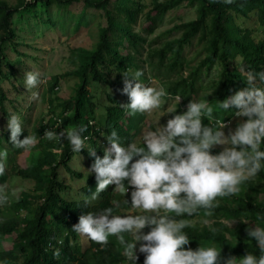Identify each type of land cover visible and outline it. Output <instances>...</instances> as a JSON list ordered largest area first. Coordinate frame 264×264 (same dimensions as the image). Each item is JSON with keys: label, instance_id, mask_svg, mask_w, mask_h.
Instances as JSON below:
<instances>
[{"label": "clouds", "instance_id": "clouds-1", "mask_svg": "<svg viewBox=\"0 0 264 264\" xmlns=\"http://www.w3.org/2000/svg\"><path fill=\"white\" fill-rule=\"evenodd\" d=\"M234 2L223 0L228 5ZM240 71L248 86L220 101L218 107L225 112L234 107L237 117L247 119L234 130L229 128L227 135L223 129L229 127L232 117L227 121L212 118L214 110L207 100H192L185 105L178 94L163 86H151L154 78L143 76L142 70L123 74L121 93L115 85V92L104 90V99L99 98L106 106L115 107L110 105V94L122 108L109 120V129L91 120L85 135L87 125L60 132L45 130L37 137L28 131L29 135L20 139L21 117H8L9 139L14 148L31 153L45 140L62 143L66 138L71 146L67 166L70 168L80 154L89 167L84 173L81 169L71 168L75 174L69 171L73 178L86 180L78 199L66 196L68 202L77 205H67L49 218L52 237L41 247L49 263L86 264L96 254L99 264H220L221 248L185 247L190 237L184 229L192 227L189 221L195 218L182 217L201 211L211 217L219 199L239 194L241 186L264 167V72L247 70L243 65ZM24 76L28 90L44 83L39 72L28 71ZM168 95L178 97L176 109L168 111L164 125L143 134L145 123H149L146 115L161 109ZM38 99L39 92L32 91L29 100ZM202 117H209V122L217 125L205 126ZM93 125L97 135H91ZM141 136V141L136 142ZM217 145L224 146L223 150L213 154ZM12 153L0 150V176L7 175L6 163ZM57 155L62 156L63 151ZM60 167L65 169L64 165ZM63 185L64 191L69 189L65 181ZM8 202L6 186L0 185V205ZM257 219L264 217L258 214ZM232 223L234 220L230 227ZM210 231L215 233L217 229L210 227ZM247 235L256 241L261 255L230 257L224 264H264V227L248 228ZM80 237H85L87 244L80 242ZM3 242L9 243L7 247ZM12 246L13 240L0 241V251L8 255ZM104 247L106 252L102 251Z\"/></svg>", "mask_w": 264, "mask_h": 264}, {"label": "trees", "instance_id": "trees-1", "mask_svg": "<svg viewBox=\"0 0 264 264\" xmlns=\"http://www.w3.org/2000/svg\"><path fill=\"white\" fill-rule=\"evenodd\" d=\"M78 3L82 4V9L74 15L73 32L77 33L81 27H87L90 23L92 14H88V9L100 11L104 21L97 22L98 40L92 47L71 49L74 68L64 74L54 75L46 85L45 95L50 116L47 119L42 117L38 125L33 126V135L36 137L45 130L60 132L69 127L87 125V131L83 133L85 135L89 133L91 120L104 123L105 129H109V120L116 117L122 108L110 94V105L115 107L106 106L103 100L92 94L90 82L110 85L108 78L112 72L119 76L125 73L131 75L130 68H138L134 63V54L140 53L145 46L153 45L147 42L146 37L163 23L169 10L181 4L194 6L195 18L163 31L160 34L164 38L161 45L148 54L156 75L169 82L166 91L178 94L183 103L188 105L192 100L198 101V92L212 89L208 99L214 110L212 118L227 121L235 115L237 109L231 107L225 112L218 105L220 101L248 86L240 71L241 66L247 70L264 72V0H235L231 5L223 3V0H151L148 4H145V0H113L111 9L109 0H16L15 4L0 0V75L5 78L14 75V64L18 63V58L9 60L6 56V47L14 49L17 38L15 14L22 15L23 11L36 14L38 7L48 8L53 4L65 9ZM142 17L145 22L141 34L134 27ZM251 17H254V27L250 21H245ZM49 22L52 23L51 20ZM174 33L178 35L174 36ZM194 40L202 45L198 56L203 54L204 58L196 66H190L184 58V50ZM237 57L240 60L236 62ZM4 64L12 71L4 72ZM213 66L218 68L217 78L212 83L203 84L204 75L207 76ZM185 69H188L186 75L183 74ZM65 76L75 78L77 85L72 96L62 99L58 96L57 87L59 78ZM117 86L121 93L123 85L118 83ZM5 99V94L0 90V108L8 120L11 114L5 110ZM203 99L207 97L203 96ZM19 116L24 120L23 115ZM202 123L212 127L217 125L210 123L209 117H202ZM22 129L20 139L29 135L25 127L22 126ZM97 132L93 125L91 135H97ZM9 137L7 126L3 131L0 129V150L9 149L11 153L20 154L23 150L14 148ZM61 142L43 141V144L31 150L26 167L14 163L9 177L0 176V185L13 176L32 183L30 189L18 192L17 198L10 197L7 204L0 205V241L13 240L9 255L0 251V264H51L41 248L52 237L48 229L49 218L67 205H77L66 199V186L58 176V169L62 165L73 174L76 173L65 162L71 146L66 138ZM61 150L63 155L58 156ZM261 150H264V139ZM220 151L218 148L212 149L213 154ZM11 161L12 156L9 163ZM256 178L262 186L257 196L251 197L241 191L237 195L219 199V206L211 217L204 216L203 211L192 217H182L205 220L200 227L192 225L184 229L190 237L189 245L185 247L192 250L199 246L221 248L220 264H224L230 257L240 259L247 253L259 257L260 250L256 241L247 235V229L264 227V219H257L258 214L264 217V167ZM210 227L217 231L213 233ZM102 251L106 252V247ZM117 256H120L119 252ZM86 264H99L96 254Z\"/></svg>", "mask_w": 264, "mask_h": 264}, {"label": "rangeland", "instance_id": "rangeland-1", "mask_svg": "<svg viewBox=\"0 0 264 264\" xmlns=\"http://www.w3.org/2000/svg\"><path fill=\"white\" fill-rule=\"evenodd\" d=\"M9 4H15L16 0H6ZM110 1L109 8H113V0ZM151 0H145V4H148ZM82 9V4L70 5L67 8H58L55 4L51 5L48 8L38 7L37 13L26 11L20 14L14 15V20L17 28V38L14 41L15 47L8 48L6 47V56L9 60H15L16 58L18 63L14 64V71L10 70L7 65H3L4 72L14 73L9 78L2 77L0 75V90L5 94L6 99L3 104L5 110L9 114H21L23 115L22 126L25 127L29 133L32 132L33 126L37 125L38 120L42 117L47 119L50 115L48 113V98L45 95L46 85L49 83L51 78L54 75L64 74L67 71H70L74 68V64L71 59V49L74 47H87L90 48L98 40V26L97 22L104 21L100 11H93L88 9V14H92V19L87 27H81V29L75 33L72 30L74 24V15L78 14ZM147 10V9H146ZM69 12V13H68ZM196 16V11L194 6H187L181 4L171 10H169L165 17L163 23L152 33L146 37L148 43H153L151 46H145L143 50L138 54H134V63L138 66L137 69L130 68L131 74L136 70H142L143 76L148 74L154 78V82L151 86L159 87L163 86L166 89L168 80L156 75V71L153 69L150 63L149 52L155 47H159L164 40L160 35L163 31L171 28L173 25L180 22H187L191 19H194ZM254 17H251L246 22L250 21L252 27L256 26L252 21ZM48 20L51 22L48 23ZM20 21V22H19ZM145 20L139 18L135 25V30L141 33L142 25ZM142 34V33H141ZM178 34L174 33V36ZM262 36V34L260 35ZM201 44L197 43L196 40L193 41V44L186 47L184 50V58L189 61L190 66H196L200 59L204 58L203 54L198 56V51L201 49ZM239 61V58L235 60ZM215 66V65H214ZM212 67L208 75L205 76V81L203 84L208 82L212 83L214 78H217L218 68ZM28 71H35L41 73L44 83L40 84L37 88L28 90L24 85L25 73ZM187 72V71H186ZM186 72L184 75H186ZM153 73L156 76H153ZM142 76V77H143ZM119 77L118 81L116 79ZM141 77V78H142ZM123 76H119L116 72H112L108 78L110 85H104L103 83L90 82L89 88L92 94L97 95L99 98L104 99V90H108L111 93L115 92L114 86L118 83L123 85ZM58 96L62 99L72 96L75 93V86L77 85V80L72 76L60 77L58 80ZM197 94V100L202 101L203 96L209 99V95L212 92V89H203ZM207 90V91H206ZM32 91L39 92V99L35 101H30L29 97L31 96ZM210 92V93H209ZM209 93V94H208ZM177 98L175 96L168 95L165 98V104L161 109L153 111V113L147 114L145 120L149 123L146 124L143 134L148 131H153L158 128V126L164 125L167 121L168 111L176 109ZM195 99V97L193 98ZM180 102V98L179 101ZM14 110L20 111L15 113ZM3 109L0 108V129L3 131L7 126V119L3 115ZM162 113H165L162 115ZM245 120V117H237L236 115L232 117L227 123L229 127L223 129L225 134H228L229 128L234 130L236 124ZM142 134V135H143ZM142 136L136 140V142L141 141ZM99 141V139H97ZM222 145H217L214 148L223 150ZM30 156V153L23 151L21 154L12 153V161L6 163V173L9 177L11 175V169L13 164L16 163L20 167H26L27 158ZM73 159L71 158V161ZM84 156L80 155L74 159L70 168L75 171L82 170L86 172L89 167L85 166L83 162ZM82 161V162H81ZM59 179L65 181L69 185V189L65 191L66 196L77 198L80 194L81 184H85V179H75L71 176L70 172L62 167L59 168L58 173ZM71 176V177H70ZM6 186L7 193L10 197L17 198L18 192L22 189H30L32 183L24 181L19 177L13 176L6 180L3 184ZM259 188H262L261 183L257 181L255 177L253 180L249 181L248 184H243L241 186V191L248 196L255 197ZM240 191V192H241ZM190 224L196 225L198 227L204 225L205 220L203 218H195L189 221ZM82 238L80 242L87 244L86 241H83L85 237ZM9 243L3 242V247H7Z\"/></svg>", "mask_w": 264, "mask_h": 264}]
</instances>
